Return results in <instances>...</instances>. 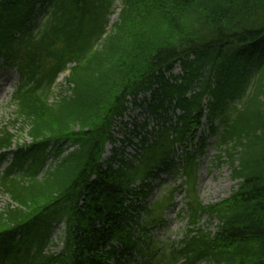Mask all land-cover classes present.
<instances>
[{
	"label": "trees",
	"instance_id": "obj_1",
	"mask_svg": "<svg viewBox=\"0 0 264 264\" xmlns=\"http://www.w3.org/2000/svg\"><path fill=\"white\" fill-rule=\"evenodd\" d=\"M0 59L18 75L12 124L30 140L11 151L12 135L0 130V163L10 157L0 172L9 199L0 264H264V0H0ZM175 63L182 75H169L170 85L164 71ZM152 89L150 110L165 125L142 134L136 161L116 148L102 159L111 130L124 127L126 98ZM246 93L250 113L240 106ZM204 97L206 122L218 127L212 143L193 146ZM211 145L236 186L202 205L196 173ZM175 167L186 199L177 216L187 224L166 245L154 233L174 190L148 207L146 181L173 177ZM204 217L217 222L213 232L199 226Z\"/></svg>",
	"mask_w": 264,
	"mask_h": 264
},
{
	"label": "rangeland",
	"instance_id": "obj_2",
	"mask_svg": "<svg viewBox=\"0 0 264 264\" xmlns=\"http://www.w3.org/2000/svg\"><path fill=\"white\" fill-rule=\"evenodd\" d=\"M118 12V4H116L115 13L109 18L110 23H113L116 19ZM67 74H62L58 77L56 83L57 85L52 90L53 101L59 91V86L64 85V79ZM18 83V75L13 68L0 65V130L6 129L13 137V148L11 151L15 150L20 146L30 143L25 132H23L22 125L18 122L16 125L12 124L14 119V109L11 106V95L15 89V85ZM250 93V90H247ZM246 93V94H247ZM245 98V102L240 106L246 107L247 113L252 112V106L248 105L249 96ZM239 106V108H240ZM211 142L214 139L210 140ZM222 156V161L224 163L218 164L217 156ZM10 157H8L3 163H0V172H2L9 163ZM50 163V160L47 164ZM176 179V178H175ZM236 182L231 179L230 167L227 162L224 152L217 150L213 145L207 147L204 156L198 162V169L196 173L195 190L198 200L202 205H212L220 203L221 201L227 199L232 191L235 189ZM184 195H175L174 201L176 202L173 209L165 212L164 220L165 226L162 229L156 230L154 233V238L160 242L166 243L177 242L180 240L186 229L187 219L182 216L179 218L180 209H184V204L186 199ZM188 200V199H187ZM9 203V199L0 195V209H3L5 205ZM183 206V207H182ZM216 221H210L207 218H202L199 222V226L202 228H207L210 231H214ZM62 227L53 231L51 237L52 244L50 249L57 250L59 246V238H62Z\"/></svg>",
	"mask_w": 264,
	"mask_h": 264
},
{
	"label": "built area",
	"instance_id": "obj_3",
	"mask_svg": "<svg viewBox=\"0 0 264 264\" xmlns=\"http://www.w3.org/2000/svg\"><path fill=\"white\" fill-rule=\"evenodd\" d=\"M129 106H131V101H129Z\"/></svg>",
	"mask_w": 264,
	"mask_h": 264
}]
</instances>
